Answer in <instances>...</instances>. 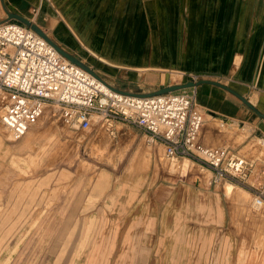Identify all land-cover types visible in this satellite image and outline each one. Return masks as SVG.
<instances>
[{"label": "rangeland", "instance_id": "rangeland-1", "mask_svg": "<svg viewBox=\"0 0 264 264\" xmlns=\"http://www.w3.org/2000/svg\"><path fill=\"white\" fill-rule=\"evenodd\" d=\"M49 1L44 0L48 6L42 13L33 9L32 20L58 41L51 19H59L67 30L68 17ZM137 1L142 13L144 0ZM156 1L151 18L140 17L151 25L152 19L161 22L150 28L158 39L159 58L143 55L124 61L132 67L109 65L88 56L85 42L69 30L60 35L61 45L98 76L130 92H152L194 76L214 79L176 66L183 63L176 56L181 27L173 33L175 41H169L164 24L168 18L177 23L186 13L180 3L170 10L168 3ZM69 6L76 9L73 2ZM6 18L5 12L2 20ZM187 29L194 50L199 31L195 24ZM150 33L141 31L147 52ZM118 47L114 44L113 53L108 52L116 64ZM98 49L104 51V46ZM159 62L171 66L150 65ZM4 104L1 98L0 113ZM112 131L67 127L51 109L24 136L13 139L0 121V264H264V213L253 206L246 188L231 185L226 195L230 182L210 183L209 170L185 158H166L164 147L150 145L136 128L115 122ZM233 131L241 137L233 146L254 163L248 181L264 184L260 139L245 132L249 136L240 144L242 131L235 125Z\"/></svg>", "mask_w": 264, "mask_h": 264}, {"label": "crops", "instance_id": "crops-1", "mask_svg": "<svg viewBox=\"0 0 264 264\" xmlns=\"http://www.w3.org/2000/svg\"><path fill=\"white\" fill-rule=\"evenodd\" d=\"M158 1L160 2V0ZM161 1L163 4L168 3L169 9L171 6L175 7L180 3L183 7L182 9L184 13H186V18L183 19L181 16L177 23H175L177 18H168V21L165 23L166 25L164 24V27H166L169 33V41H172V38L173 41H175L176 38L173 33H176V31H178L177 29L181 27V31H179L180 33L178 32L179 39L177 40L178 48L176 56L182 59L183 63H179L176 66L181 67L187 74H211V77H215L211 80H217L231 90L233 89L234 91H237L255 108L248 107L236 94L218 85L203 83L196 86V100L203 110L204 115L200 132L198 134V141L206 146L215 148L220 147L246 158L247 155L245 153H240L241 148H238L235 145L233 146L236 137H240V134H236L234 131V133L232 132L233 126L235 125L239 127L244 135L240 144L245 141L249 134L254 133L256 137L260 139L258 143L263 145L264 148V118L258 113L259 111L264 114V0ZM49 2L55 10H58L57 8H59L60 12L65 15L67 14L66 16L68 17L66 22L69 29L67 30L61 27L62 23H60L61 21L59 19L57 20L55 17L51 19L54 24L52 30L53 32L55 31L60 38L61 34H68L69 30L72 33H78V36L86 41L88 39L87 35L90 33L93 42H90L89 45L94 48L97 54H101L103 58H106L109 62L114 64H116L117 61H112L110 57V54L113 53L110 51V46L114 44H116L117 47H121H118L120 51L117 60L122 65L127 64L124 62L126 60H140V58H143V55L148 58L150 57L152 60L156 59V57L159 58L156 54L157 48L155 46L156 43H158V39L157 37L155 38V32L150 28H157V25L160 27L161 22L158 21V24H156V19H152L151 25L149 20L144 21V19L140 17V15L150 17L149 13L152 12V8L157 5L156 0H144L145 5L142 13L139 11L141 5L137 3V0H51ZM66 2H68V5H62ZM72 2L76 5V9L74 10L70 9L69 6ZM46 6L48 5L44 3V0H0V20L5 16V12H13L33 21L32 18L36 16V13H33V9L36 8L38 14L39 12L42 13ZM114 8L115 11H113ZM67 11L70 12L68 13ZM2 12H4V16H1ZM126 12L134 14V17H130V23L127 26V28L131 29L128 35L131 36L133 31V37L130 38L129 43L124 45L120 41L117 44L105 41L104 38L101 39L100 34L102 32L106 33L112 23L120 25L121 27L124 25L125 17L121 15ZM118 15L121 17L118 18ZM190 19L194 22L192 23ZM132 22L135 23L136 26H134L135 24ZM194 24L197 26L199 33L196 35L197 45L193 50L194 40L187 36V32L189 33L187 27ZM71 27L75 31L72 30ZM105 27L106 30L104 32L103 29ZM142 27L144 29V34L146 33V29L151 32L150 39H152V47L148 52L146 51V38L141 34ZM165 31L164 28V32ZM59 37L58 41H60ZM69 40L70 38L68 39V42ZM53 41H55L60 48L66 50V46L61 45V41L58 42L54 39ZM131 42H133L132 45L134 46L139 45V49H134V46L130 47ZM100 44L104 46V51L98 49ZM122 49L124 52L120 53ZM145 51L147 54H145ZM108 52H110V54ZM159 52L160 50L158 53ZM87 54L88 56H93L88 51ZM80 60L82 61V59ZM150 65L151 67H159V65L171 66L163 62H159V64L152 63ZM139 67L141 66L139 65ZM102 80L106 81L109 85L116 87L106 79L102 78ZM1 98L3 103L8 102L9 97H7L6 93L0 92V99ZM45 110L48 111L50 109L45 108ZM207 114H210V116ZM221 122L225 125V128L219 125ZM229 122L234 123L228 124ZM231 132L233 135H231ZM245 132L250 133L245 134ZM229 142L232 145H229ZM243 147H245V145H243ZM252 156H249V159H262L260 156ZM261 161L264 163V160ZM260 211L264 213L263 209H260Z\"/></svg>", "mask_w": 264, "mask_h": 264}, {"label": "built area", "instance_id": "built-area-1", "mask_svg": "<svg viewBox=\"0 0 264 264\" xmlns=\"http://www.w3.org/2000/svg\"><path fill=\"white\" fill-rule=\"evenodd\" d=\"M0 90L9 97L0 121L13 139L24 136L45 108L80 130L94 125L113 133L115 122L126 123L150 145H162L166 158H186L209 170L210 183L246 188L253 205L264 210V184L248 181L254 163L198 141L204 115L194 87L142 96L117 91L63 57L33 29L11 20L0 22Z\"/></svg>", "mask_w": 264, "mask_h": 264}, {"label": "water", "instance_id": "water-1", "mask_svg": "<svg viewBox=\"0 0 264 264\" xmlns=\"http://www.w3.org/2000/svg\"><path fill=\"white\" fill-rule=\"evenodd\" d=\"M11 20H16L21 24L26 25L27 27H29L30 29H33L38 35H40L42 38H44L47 42L52 43L56 49L58 50V52L65 57L66 59L71 60L72 62H74L75 64H77L78 66H80L81 68H83L85 71L87 70L88 72H90L93 76L97 77L98 79L102 80V78H100V76H98L93 70L92 68H90L87 64H84L80 59H78L76 56L71 55L70 53H67L66 51H64L62 48H60L54 41H52L50 38L47 37L46 33L42 30V28L34 23L33 21L28 20L27 18H24L23 16L16 14V13H9L7 12V18L2 20V21H11ZM1 22V21H0ZM203 83H209V84H215L218 85L228 91L233 92L234 94H236L238 96V98L244 103L246 104L248 107L255 109L252 105L249 104V102L244 98L243 95H241L240 93H238L237 91H234L233 89L231 90L229 87L219 83L217 80H211V79H204V78H200V79H189L186 80L184 82H180L178 84H174V85H168V86H164L161 87L160 89L156 90V91H152V92H147V93H137V92H130L127 90H122L116 87L111 86L113 89L120 91V92H125V93H130V94H136V95H158L160 93H165V92H173V91H178L180 89H185V88H196V86L203 84ZM258 113L261 115V117L264 118V114L260 113L258 111Z\"/></svg>", "mask_w": 264, "mask_h": 264}, {"label": "bare ground", "instance_id": "bare-ground-1", "mask_svg": "<svg viewBox=\"0 0 264 264\" xmlns=\"http://www.w3.org/2000/svg\"><path fill=\"white\" fill-rule=\"evenodd\" d=\"M212 1V0H211ZM218 3V2H217ZM130 9V8H129ZM212 9H213V7H212ZM133 10V9H132ZM147 10V9H146ZM205 10V9H204ZM214 10V9H213ZM229 10H230V8H229ZM148 11V10H147ZM228 11V10H227ZM245 11V10H244ZM200 13V12H199ZM203 13V12H202ZM139 14V13H138ZM134 14H130L129 12L127 13H124L123 15H121V16H124L125 17V19H127V22L125 21V19H124V25L121 27L120 25H117V24H115V23H112L111 24V26H110V28H109V30L108 31H106V33H101L100 34V38L102 39V38H104V40L105 41H108V42H112V43H117L118 44V42L120 41L121 43H123L124 45L125 44H128L129 43V41H130V38H131V36L130 35H128V33H130V31H131V29H129V28H127V26L129 25V23H130V17H134L133 16ZM140 15V14H139ZM120 15H118L117 17L119 18V17H121ZM141 16V15H140ZM133 19V18H132ZM140 20V19H139ZM120 22V21H119ZM133 23V22H132ZM137 23V22H136ZM140 23V22H139ZM133 24H135V23H133ZM200 25V24H199ZM134 26H136V24L134 25ZM194 26V25H193ZM133 27V26H132ZM140 27H141V25H140ZM151 27V26H150ZM197 27V26H196ZM138 28V27H137ZM193 28V27H192ZM71 29L72 30H74L72 27H71ZM191 29V28H190ZM141 30L143 31L144 29H143V27L141 28ZM75 31V30H74ZM137 32V31H136ZM148 32V31H147ZM239 33H241V32H239ZM190 34V33H189ZM75 35H76V37L78 38L79 36L76 34V32H75ZM88 36V39L85 41L83 38H81V37H79L80 39H82L84 42H85V45H86V47H85V49H87V51L91 54V55H93V56H96L97 58H99V60H101L102 62H105V63H108V64H113V65H116V66H122V64H114V63H111V62H109L106 58H103V56L101 55V54H97V52L94 50V48L92 47V46H90L89 44H90V42H93V40H92V37H91V35H90V33L87 35ZM102 36V37H101ZM190 36V35H189ZM219 36V35H218ZM133 37V36H132ZM138 37V36H137ZM136 37V38H137ZM140 37V36H139ZM164 37V36H163ZM211 38V37H210ZM228 38V37H227ZM134 39V38H133ZM144 40V39H143ZM152 40V39H151ZM139 41V40H138ZM210 41V40H209ZM213 41V40H212ZM219 41V40H218ZM190 43V42H189ZM214 43H215V41H214ZM82 44V43H81ZM217 44V43H216ZM116 45V44H115ZM200 45V44H199ZM210 45V44H209ZM215 45V44H214ZM211 46V45H210ZM141 48V47H140ZM144 48V47H143ZM142 48V49H143ZM199 49V48H198ZM188 50V49H187ZM131 51H132V49H131ZM136 51V50H135ZM146 52V51H145ZM233 52V51H232ZM141 53V52H140ZM188 53V52H187ZM196 53V52H195ZM211 54V53H210ZM214 54V53H213ZM249 54H250V52H249ZM189 55V54H188ZM208 55V54H207ZM131 56V55H130ZM228 58V57H227ZM141 59V58H140ZM216 59V58H215ZM246 61V60H245ZM248 63V62H247ZM141 64V63H140ZM89 66V65H88ZM125 66H130V65H126L125 64ZM141 66V65H140ZM130 67H132V66H130ZM135 69H139L140 67H137V66H133ZM213 67V66H212ZM93 70V69H92ZM94 71V70H93ZM254 99V98H253ZM262 108V107H261ZM46 112H50V110H48V111H46L45 110V112H44V114L46 113ZM43 114V115H44ZM186 159V158H185ZM180 165H181V163H180ZM227 183H229V182H227ZM231 185H233L232 183H229V184H227V186L224 188V193L226 194V195H229L230 194V190H231ZM234 186V185H233ZM253 206H255V204L253 205ZM256 207V206H255ZM257 208V207H256Z\"/></svg>", "mask_w": 264, "mask_h": 264}]
</instances>
